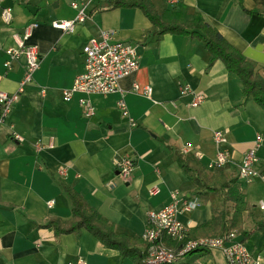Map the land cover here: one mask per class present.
<instances>
[{
	"label": "crops",
	"instance_id": "0c3cea01",
	"mask_svg": "<svg viewBox=\"0 0 264 264\" xmlns=\"http://www.w3.org/2000/svg\"><path fill=\"white\" fill-rule=\"evenodd\" d=\"M112 1L3 2L12 10V22L5 25L0 17V91L16 93L24 79L25 58L7 69L6 51L18 47L32 23L37 27L27 44L38 49L41 66L7 123L0 126V264H71L78 259L88 264H135L103 246L87 230L57 235L48 227L52 220L72 219L73 204L65 187L81 196L87 210L98 212L113 225L117 235L132 239L143 255L148 212L169 206L173 193L201 205L178 215L190 232L211 221L215 212L227 210L231 219L232 204L225 202V192L199 191L198 174H187L181 167L176 152L183 154L187 144L191 150L183 155L200 165L203 178L237 181L247 203L243 230L254 235L244 241L235 230L264 264V211L260 209L264 204V110L252 98L245 99L240 79L220 62L209 66L203 42L170 34L158 38L140 9H110ZM151 1L160 14L186 8L189 21L202 15L264 77V0H180L176 5ZM73 4L87 5V20L78 23L72 34L53 28V22L76 19ZM102 31L132 43L140 56L139 71L120 83L130 118L118 107L121 93L91 96L95 107L91 118L83 114V95L64 101L63 91L71 89L85 70V46L99 39ZM135 84L150 86L152 98L134 93ZM184 85L205 94L206 102L192 108V97L181 96ZM219 130L227 131L225 148L231 163L214 170L210 168L218 152L214 132ZM13 132L23 141L13 140ZM259 136L263 142L256 170L261 176L247 183L239 178L238 166ZM125 156L136 162L128 182L114 165L115 159ZM153 187L160 190L154 196L150 194ZM52 201L55 205L49 208ZM227 229H232L229 224ZM180 264L227 263L220 251H206L188 255Z\"/></svg>",
	"mask_w": 264,
	"mask_h": 264
},
{
	"label": "built area",
	"instance_id": "2783aa9c",
	"mask_svg": "<svg viewBox=\"0 0 264 264\" xmlns=\"http://www.w3.org/2000/svg\"><path fill=\"white\" fill-rule=\"evenodd\" d=\"M4 0H0V17L5 25L12 22V10L3 7ZM180 0H168L171 5H176ZM72 7L78 11L77 17L73 21L53 22V28L67 34L74 33L78 23H84L88 14L87 5L73 4ZM36 23L26 27L23 38L19 39L18 47L8 49L6 54L9 61L5 63L7 69L11 68L12 62L24 57L26 68L24 79L19 85L16 93L8 94L0 91V126L7 123L14 105L24 94L26 86L34 82V76L41 66V57L36 47L27 44L31 38ZM85 70L78 75L71 89L63 91L65 102H71L76 94L83 95L80 105L83 108V114L86 118L95 115V107L90 97L93 95L108 96L115 93H121L122 98L118 102V107L123 115L130 118L126 101L123 97L120 83L123 79L135 74L140 69V56L137 47L130 42L115 40L114 32L102 31L99 39H93L88 43L84 50ZM133 92L147 98H152L153 89L150 86L141 87L134 85ZM45 95V90L42 91ZM181 96H191V107L197 108L206 102L207 96L197 93L191 86L181 87ZM134 127L137 126L135 120L130 119ZM12 138L15 141L22 142L23 138L13 132ZM214 140L218 149L216 159L210 168L221 170L231 163L230 154L225 146L228 144L227 131L214 132ZM263 139L258 137L254 146L245 154L242 162L238 166L239 178L247 183L254 182L261 175L256 170L259 162L258 152L262 146ZM38 150L42 149L39 144ZM191 145L187 144L183 149V154L189 153ZM114 165L123 181L128 182L136 167L133 158L125 156L114 160ZM62 174H65L64 172ZM160 192L158 187L150 190L152 196ZM172 202L169 206L159 211H149L147 215V227L142 235V240L147 246L144 264H180L181 260L188 255L206 252L220 251L227 264H263L259 257L253 255L247 248L246 243L241 239V235L235 229H227L222 235L216 237H203L189 239L190 230L183 224L178 215L181 211L195 210L201 205L194 199L180 200L177 193L172 194ZM55 202L49 203L52 208ZM264 211V204L260 205ZM172 243V246L168 245ZM71 264H88L84 259H78Z\"/></svg>",
	"mask_w": 264,
	"mask_h": 264
},
{
	"label": "trees",
	"instance_id": "16d2710c",
	"mask_svg": "<svg viewBox=\"0 0 264 264\" xmlns=\"http://www.w3.org/2000/svg\"><path fill=\"white\" fill-rule=\"evenodd\" d=\"M120 8L140 9L153 25L152 35L158 38L170 34L203 42L210 55L209 66L212 67L220 62L229 73L240 79L245 99L252 98L264 110V77L257 72L254 64L233 47L217 29L208 24L202 15L197 14L192 21H189L186 17V8L179 13L160 14L151 0L112 1L110 9ZM255 13L262 15L261 12ZM176 155L187 174H198L196 183L199 191L213 193L224 191L225 202L231 203L233 209L231 219H227L230 215L227 210L215 212L211 221L191 230L189 239L215 237L220 232H224L229 224L230 228L237 229L243 235L244 241L250 240L254 233L249 234L243 230V214L247 209L246 196L241 192L237 181H209L201 175L198 163H194L180 152H176ZM65 190L70 195L73 204L72 219L69 222L52 220L48 227L54 228L57 235L79 234L82 230H87L106 248L119 251L123 259H132L135 264H144L145 255L135 248L132 239L117 235L113 225L109 224L98 212L85 208L79 194L68 187H65Z\"/></svg>",
	"mask_w": 264,
	"mask_h": 264
}]
</instances>
